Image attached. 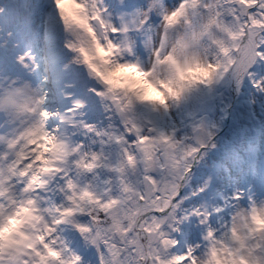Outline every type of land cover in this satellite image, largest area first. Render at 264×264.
Returning <instances> with one entry per match:
<instances>
[{
    "label": "snow or ice",
    "instance_id": "snow-or-ice-1",
    "mask_svg": "<svg viewBox=\"0 0 264 264\" xmlns=\"http://www.w3.org/2000/svg\"><path fill=\"white\" fill-rule=\"evenodd\" d=\"M49 12L63 33L56 92L15 51ZM87 16L115 49L107 76ZM224 80L264 95V0H0V229L29 208L40 222L0 244V264H264V202L184 207L212 129L161 126Z\"/></svg>",
    "mask_w": 264,
    "mask_h": 264
},
{
    "label": "rangeland",
    "instance_id": "rangeland-1",
    "mask_svg": "<svg viewBox=\"0 0 264 264\" xmlns=\"http://www.w3.org/2000/svg\"><path fill=\"white\" fill-rule=\"evenodd\" d=\"M52 15L46 13L36 26L32 41L24 46L19 44V47L36 58L41 65V74L52 81L48 87L56 92V82L62 77L60 45L63 33L59 21H54ZM29 48L33 49L32 52ZM15 51L19 53V48ZM40 57L44 58L43 62ZM84 83L86 77L81 76V85ZM139 86L145 89L149 98L157 96L149 84L141 81ZM196 124L211 128L213 137L201 157L192 163L183 189L187 197L184 207L188 210L223 208L236 193L243 196L244 206L249 198L257 204L264 202V95L251 89L247 83L237 93L235 86L224 80L214 85L211 92L202 89L194 93L187 102L173 108L161 122L165 130H174L187 139L196 135L193 132ZM191 228L197 229L198 223L193 222Z\"/></svg>",
    "mask_w": 264,
    "mask_h": 264
},
{
    "label": "clouds",
    "instance_id": "clouds-1",
    "mask_svg": "<svg viewBox=\"0 0 264 264\" xmlns=\"http://www.w3.org/2000/svg\"><path fill=\"white\" fill-rule=\"evenodd\" d=\"M83 16L84 14L81 13ZM96 21L97 24V32H99V37L96 36V33L93 32L90 34L89 39L95 45H98L100 51L104 53V55L100 57H96L95 49H93V63L98 65V71L101 72L102 75L107 76L106 68L111 67V61L115 58L113 53L115 51L114 48L110 46V42L107 40L106 32L107 30L103 27L101 22L95 16H87L86 19L81 21L82 25L86 28L91 27L92 21ZM100 40H103L105 43L103 45L100 44ZM118 55V53H117ZM123 58V57H121ZM108 61V63H105ZM194 75H199L198 73H193ZM39 220L36 217L34 210H21L18 215H16L11 221H9L3 229H0V244H4L7 241V238L11 234H17L16 230L24 227L29 230H35L39 226ZM261 225H264V221L259 222Z\"/></svg>",
    "mask_w": 264,
    "mask_h": 264
},
{
    "label": "bare ground",
    "instance_id": "bare-ground-1",
    "mask_svg": "<svg viewBox=\"0 0 264 264\" xmlns=\"http://www.w3.org/2000/svg\"><path fill=\"white\" fill-rule=\"evenodd\" d=\"M19 48V53L18 54H24V53H29L26 49H24V48H20V47H18ZM23 52V53H22ZM30 55H32L31 53H29Z\"/></svg>",
    "mask_w": 264,
    "mask_h": 264
}]
</instances>
